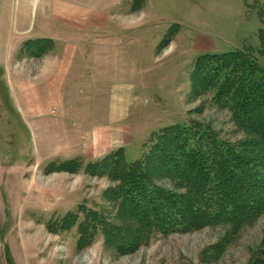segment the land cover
Segmentation results:
<instances>
[{
    "label": "rangeland",
    "instance_id": "374dc122",
    "mask_svg": "<svg viewBox=\"0 0 264 264\" xmlns=\"http://www.w3.org/2000/svg\"><path fill=\"white\" fill-rule=\"evenodd\" d=\"M260 29L264 0H0V264H264L262 202L230 214L203 198L189 154L167 140L177 130L188 148L186 130H209L264 160L248 118L198 67L249 51L264 76ZM64 51L75 59L49 91L37 72ZM114 154L119 170L103 162Z\"/></svg>",
    "mask_w": 264,
    "mask_h": 264
},
{
    "label": "trees",
    "instance_id": "16d2710c",
    "mask_svg": "<svg viewBox=\"0 0 264 264\" xmlns=\"http://www.w3.org/2000/svg\"><path fill=\"white\" fill-rule=\"evenodd\" d=\"M263 32L264 30L260 29L259 36L262 42L264 41ZM35 41L45 42L47 40L38 39ZM250 54L249 51L239 50L224 54L203 55L199 57L198 67L206 71V74L201 79L203 84L207 87L212 84L213 87L216 86L217 96L220 99L226 101L232 99V105L236 108L234 110L235 114L238 111V117L242 116V120H244L245 116L248 118L249 131L257 135L262 144H264V76L258 73L261 72V69L256 68L257 65ZM207 131L209 136L199 137L198 141H195V135L191 133L192 131L186 130L185 134L189 135V139L193 140L192 145L188 143V148H186L182 135L177 130L173 132L175 137L169 134L167 138L170 145H172L171 147L176 146L179 149L181 157L185 156L187 158L186 155L189 154L186 160L188 161L187 166L190 171L196 170L193 179L199 189L205 190L206 194L203 195V198L208 193L212 202L217 203L220 199L224 200L227 204L226 208H228L227 213L232 214L234 212L239 213V209L240 212H244L256 207L255 202L249 199L251 196H256L255 198L262 202L261 205H258L259 208L256 211H264V160L261 161L262 157L259 158L260 160H254V152L245 156L236 150L232 151L231 146L213 139L212 134L209 130ZM163 132H160L161 134L159 135L161 139L165 137ZM202 138H205V140L201 141ZM167 149L169 148H166L162 153L166 157L170 155V151H167ZM114 156L116 154L108 156V159H103V162L111 159L112 162L109 165L117 170L119 165L112 160ZM118 159L116 157L115 161ZM144 159L146 158H142V160L131 165L134 171L126 169L130 175L128 180L126 178V181L131 183V187L134 185L135 178L137 179V172L141 170V166H145L143 165ZM255 161L256 164H254ZM76 163L78 161L75 159L66 160L57 166L66 168ZM98 163L99 161L92 165ZM54 166L55 163L51 162L46 170H53ZM246 179L251 184L250 187L241 184V181ZM215 193L219 194L216 200L212 197V194ZM135 199L130 198L133 204L141 202L143 197L140 200ZM154 200L157 199L152 198L149 203L155 208L157 201ZM211 200H207L205 203L207 204Z\"/></svg>",
    "mask_w": 264,
    "mask_h": 264
},
{
    "label": "crops",
    "instance_id": "0c3cea01",
    "mask_svg": "<svg viewBox=\"0 0 264 264\" xmlns=\"http://www.w3.org/2000/svg\"><path fill=\"white\" fill-rule=\"evenodd\" d=\"M64 52H65V55L64 54L57 55L58 59L60 60V65H58L57 67H52L51 63H52L53 58L50 59L48 57V63L50 62V65L45 67V68L43 67L41 70H39L37 72V74H39L38 79L43 80L44 84H47L49 91L52 89H55L56 91H60L63 89V86L66 82V75H67L68 71L70 70V68L68 66H66L68 63L67 61H69L70 59H75V55H76L75 53L76 52H74V51H71V52L64 51ZM69 53H72V55L69 56ZM44 78H46V79L44 80ZM57 95H60V93L58 92ZM57 95H56V98H57ZM96 138L97 139L102 138L101 141H99L100 143L99 144L97 143L98 146L104 145L106 143V142L103 143V138H104L103 134L100 136H96ZM107 138H108V140L111 139V141H109L110 147H106V148H108L107 151H109L110 149H112L115 146L116 142L119 140H112V139H115L112 137V134H111V136H109ZM104 139H106V138H104ZM119 144L120 143H118L117 145H119ZM107 151L104 153H107ZM99 158H100V156H99Z\"/></svg>",
    "mask_w": 264,
    "mask_h": 264
}]
</instances>
